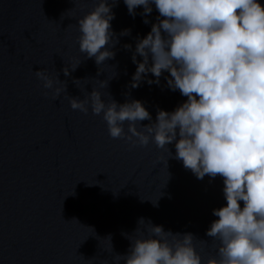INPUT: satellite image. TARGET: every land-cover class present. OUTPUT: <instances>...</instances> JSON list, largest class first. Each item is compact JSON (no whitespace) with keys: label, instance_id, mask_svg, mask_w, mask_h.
Segmentation results:
<instances>
[{"label":"water","instance_id":"1","mask_svg":"<svg viewBox=\"0 0 264 264\" xmlns=\"http://www.w3.org/2000/svg\"><path fill=\"white\" fill-rule=\"evenodd\" d=\"M0 264H264V0H0Z\"/></svg>","mask_w":264,"mask_h":264}]
</instances>
